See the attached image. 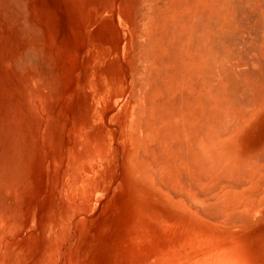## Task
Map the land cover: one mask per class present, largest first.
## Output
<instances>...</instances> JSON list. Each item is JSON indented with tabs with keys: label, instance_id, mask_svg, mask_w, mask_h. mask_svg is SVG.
Instances as JSON below:
<instances>
[{
	"label": "rangeland",
	"instance_id": "rangeland-1",
	"mask_svg": "<svg viewBox=\"0 0 264 264\" xmlns=\"http://www.w3.org/2000/svg\"><path fill=\"white\" fill-rule=\"evenodd\" d=\"M179 1L0 0V264H141L144 214L165 193L203 192L196 167L172 163L169 175L155 157L181 110L180 94L170 96L179 65L168 40L169 16L187 11ZM254 32L233 45L249 46L236 49L250 60ZM193 112L197 126L204 112ZM201 121L197 139L208 129ZM236 124L225 136L251 161L264 113ZM221 179L209 190L227 185L248 200L245 179ZM242 227L246 263L264 264V203Z\"/></svg>",
	"mask_w": 264,
	"mask_h": 264
},
{
	"label": "bare ground",
	"instance_id": "bare-ground-1",
	"mask_svg": "<svg viewBox=\"0 0 264 264\" xmlns=\"http://www.w3.org/2000/svg\"><path fill=\"white\" fill-rule=\"evenodd\" d=\"M182 1H179V7ZM185 1L188 3L185 13L176 9L173 14H169V25L173 26L168 39L173 41L170 46L175 51L174 61L179 65L178 75H175L178 82L170 96L175 99L180 94L178 100L181 101V110L179 120L174 123L176 126L170 125V132H164L155 157L166 167L169 175L172 173V163L183 164L187 172L195 173L197 168L203 176L200 184L204 190L196 193L193 188L197 185L193 183L195 185L191 186L193 184L190 183L191 187L181 193H165L166 200H160L161 207L151 208L148 214L143 213L146 215L143 223L146 229L140 228L143 229L142 238L146 242L137 263L247 264L239 232L244 217L255 214L264 203V144L249 156L253 157L251 161L246 159L247 162H241L232 152L231 138L225 135L232 123H237L239 129H242L253 115L264 113V0ZM245 17L254 21V24L248 25L247 20L244 23ZM252 28L257 33L252 38L256 47L254 60H250L253 54L248 55L246 52L243 57L244 53L239 52L249 46L243 49L242 45L240 49L239 43L236 46L239 50L235 48L237 53L233 46L236 44L235 38L239 40V35L247 33L249 36L254 32ZM238 52L242 55L239 58L235 55ZM180 56L185 57L181 60ZM184 59L187 60L184 66L189 72L186 76L181 73V62ZM196 77L201 83L194 84ZM239 91L245 92L244 104L240 108L235 103L240 98L237 94ZM195 94L204 101L196 103L193 99ZM198 108L204 113H201L199 124L194 126L189 117ZM205 118L208 129L197 139L194 133ZM174 127H181V130L173 132ZM174 142H178L176 146ZM225 175L246 180V189L250 191L248 200L239 195L237 189H228L227 185H219V188L216 185V189L209 190L214 185V179H221Z\"/></svg>",
	"mask_w": 264,
	"mask_h": 264
}]
</instances>
